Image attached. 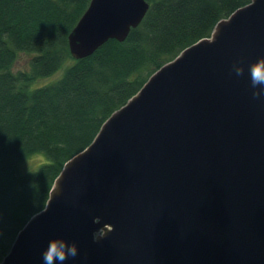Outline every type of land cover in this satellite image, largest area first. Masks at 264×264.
Here are the masks:
<instances>
[{
    "label": "water",
    "instance_id": "1",
    "mask_svg": "<svg viewBox=\"0 0 264 264\" xmlns=\"http://www.w3.org/2000/svg\"><path fill=\"white\" fill-rule=\"evenodd\" d=\"M148 8L90 0L67 36L70 55L124 41ZM262 57L264 0H251L105 120L0 264H43L53 237L77 244L65 264H264V97L253 99L249 79Z\"/></svg>",
    "mask_w": 264,
    "mask_h": 264
},
{
    "label": "trees",
    "instance_id": "2",
    "mask_svg": "<svg viewBox=\"0 0 264 264\" xmlns=\"http://www.w3.org/2000/svg\"><path fill=\"white\" fill-rule=\"evenodd\" d=\"M89 1L0 0V262L44 209L63 165L105 120L157 69L251 0H145L144 18L124 41L109 39L74 59L67 36ZM20 53L27 61L16 67ZM62 67L59 77L33 87ZM35 154L47 161L23 169Z\"/></svg>",
    "mask_w": 264,
    "mask_h": 264
},
{
    "label": "clouds",
    "instance_id": "3",
    "mask_svg": "<svg viewBox=\"0 0 264 264\" xmlns=\"http://www.w3.org/2000/svg\"><path fill=\"white\" fill-rule=\"evenodd\" d=\"M231 71L237 76L244 75V66L240 62H233ZM250 85L253 89V99L264 97V57L249 66ZM99 235L93 234V240L97 241ZM78 255L77 244L69 242L63 237H53L41 254L43 264H65V261L75 259Z\"/></svg>",
    "mask_w": 264,
    "mask_h": 264
},
{
    "label": "rangeland",
    "instance_id": "4",
    "mask_svg": "<svg viewBox=\"0 0 264 264\" xmlns=\"http://www.w3.org/2000/svg\"><path fill=\"white\" fill-rule=\"evenodd\" d=\"M26 61H27V55L25 53H20L18 55V60L15 62V66L16 67H22L23 65H25ZM63 68L64 67H62L61 69H59V71H57L52 76L45 77V78H42V79H39V80L35 81L33 83V87L47 84L50 81L56 79L57 77H59L61 75V73L63 71ZM30 158L27 161H23V163H22V168L23 169H25V170H34L40 164H42V163H44V162L47 161V158L43 154H35V155H32V157H30ZM24 162H25V164H24Z\"/></svg>",
    "mask_w": 264,
    "mask_h": 264
}]
</instances>
